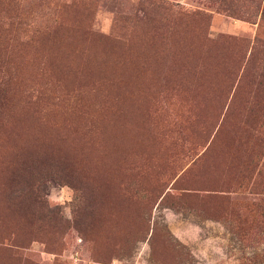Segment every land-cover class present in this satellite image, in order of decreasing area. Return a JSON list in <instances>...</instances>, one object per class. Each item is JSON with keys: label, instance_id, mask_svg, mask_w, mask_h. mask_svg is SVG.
<instances>
[{"label": "rangeland", "instance_id": "obj_1", "mask_svg": "<svg viewBox=\"0 0 264 264\" xmlns=\"http://www.w3.org/2000/svg\"><path fill=\"white\" fill-rule=\"evenodd\" d=\"M263 9L0 0V264H264Z\"/></svg>", "mask_w": 264, "mask_h": 264}, {"label": "trees", "instance_id": "obj_2", "mask_svg": "<svg viewBox=\"0 0 264 264\" xmlns=\"http://www.w3.org/2000/svg\"><path fill=\"white\" fill-rule=\"evenodd\" d=\"M264 18V9L262 12ZM105 65V64H104ZM114 75L121 78L119 87L123 88L127 92L128 99L133 101V91L141 86L143 78L136 71L128 70L126 65H123L120 70L113 71ZM125 93V92H124ZM112 125H110L107 132V141L110 147V151L113 153L123 150L128 141L135 140L139 134L138 124L134 121L133 115L126 111V114L119 116L115 119ZM134 142V141H132ZM91 165H95L94 158H89Z\"/></svg>", "mask_w": 264, "mask_h": 264}]
</instances>
